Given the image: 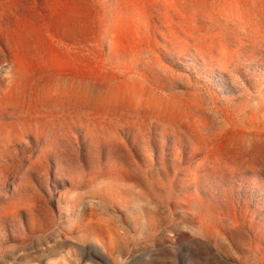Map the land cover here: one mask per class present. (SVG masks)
<instances>
[{"label": "rangeland", "instance_id": "rangeland-1", "mask_svg": "<svg viewBox=\"0 0 264 264\" xmlns=\"http://www.w3.org/2000/svg\"><path fill=\"white\" fill-rule=\"evenodd\" d=\"M52 80L86 88L113 118L98 147L79 122L66 154L41 164L22 97ZM96 148L103 163L152 155L137 164H164L180 200L148 218L142 188L90 178ZM239 155L240 167L216 170ZM246 206L259 228L242 223ZM263 261L264 0H0V264Z\"/></svg>", "mask_w": 264, "mask_h": 264}, {"label": "bare ground", "instance_id": "bare-ground-1", "mask_svg": "<svg viewBox=\"0 0 264 264\" xmlns=\"http://www.w3.org/2000/svg\"><path fill=\"white\" fill-rule=\"evenodd\" d=\"M39 81H41V80H39ZM30 86H31L29 88L30 90L27 89L29 91L24 92V94H23L24 98L21 96L22 99L26 102V107H27V110H26L27 113L23 112L21 115L26 114V115H29V116L34 118L33 124H35V126L37 128L34 131L36 138H37L36 140L39 143L42 140L45 141L43 144L44 146L40 150L41 164H45V162L48 163V161L51 157L50 156L51 153L54 152L55 150H57V151L59 150L58 153L62 156H64L66 154L65 152L67 150H69V148H70V140L68 139V137H66V132H68L69 129L77 126L79 122H81L83 124V126L87 129V135L92 140V143H94V145L96 147H98L97 144L100 143L101 136L103 135V133H106L105 130L109 128L110 119L113 118V116L110 119L108 118L109 119L108 120L103 115V113H95L94 110H92L89 107L91 105L90 103L92 102V100L90 99V95H89L88 91L86 90V88L81 87L80 85H76L74 87H71V88H68L65 90L58 89L57 86H59V85L54 80L48 81L45 88H42V82L41 83H37V82L32 83ZM110 115H112V114H110ZM25 125L22 122H20V123L16 122L14 124L13 129H15V131H16V134H15L16 139H18V140L24 139V135L31 131L30 126L32 125V123L29 121L28 125L27 126H25ZM110 126H112V125H110ZM148 126H149V124H148ZM115 129H116V127H115ZM241 154H243V153H241ZM246 156L244 155L243 157L245 158ZM152 157H153L152 155L143 154V153L141 155L135 156L132 154H124V153L115 154L113 152H108L106 159H105V162L103 163L102 153H101V151L98 150V148H96V151L94 153H91L90 157L88 158L89 164H91V167L89 166L90 167L89 172H91L90 178L94 181H96L98 179L102 182H114V183H117L119 185L128 187L131 191L136 190V188H138V187L142 188L143 191L142 192L140 191L141 193L139 192L137 195L139 198L145 199V201H147V203L150 205L148 207V209L144 210V213L148 216V218L155 219L157 216V212L155 210H157V208L160 205L166 204V203H171V201H179L180 198L177 197L176 193H178V192H175V186L177 187V185H175V182H177L176 181L177 178H176V176L171 177L168 174H166V167L164 164L160 165V167L158 166L156 171L155 170H148L145 172L143 167L141 165L137 164V162H136L137 159H139L140 161L148 163V162H150ZM239 157H240V155H239ZM241 159H243V158L242 157L238 158L235 156V158L227 159L226 160L227 162H223L222 160L217 161L215 164L216 170L222 171L224 169L225 170L230 169V168L235 169L237 167H240L239 164L242 161ZM59 162L60 163H58V164H61V162L64 163V162H66V159L65 158L60 159ZM246 163H244V167L242 166L243 168H245V166H247ZM248 163L250 164V162H248ZM68 165H70V164H68ZM251 165L254 166L253 163ZM248 168H246V169H248ZM192 169H193V167H192ZM257 169L258 168H256V170ZM162 170H163V173H162ZM256 170H254V171H256ZM247 171H249V170H247ZM184 172H186V171H184ZM190 173H192V172H190ZM236 173H238V172H236ZM214 174L216 175V173H214ZM239 175H241V174H239ZM224 176H226V174ZM236 177H237V175H236ZM180 182H182V181H180ZM245 183H247V182H245ZM183 185L184 184H182V186ZM178 186H180V185H178ZM147 191H148V193H147ZM191 193L193 194V192H191ZM190 197L192 199V196H190ZM194 198H196V196ZM197 200H198V198H197ZM187 204H189V203H187ZM191 204L195 205L194 202ZM153 206H155L154 209H152ZM228 206H230V205H228ZM196 207H194V208H196ZM248 207L249 206L244 207L245 210L241 214L242 215L241 216L242 217L241 218L242 223H244L245 225L250 224V227L252 226L254 228L255 227L259 228L260 225L254 224L253 221H249V218H248V214H249L248 210L249 209H248ZM200 209H203V208L201 207ZM196 211H195V213H196ZM198 214H199V212H198ZM200 214H201V212H200ZM256 215H258L257 212H256ZM260 217H262V216H260ZM211 218H209V219H211ZM253 218H254V216H253ZM222 221H223V219H222ZM231 221L233 224L232 225L233 228L236 229V231L233 232V234H235L237 232V228L240 227V225H241L239 216H237L235 214V217L234 218L232 217ZM210 223H212V222H210ZM213 224L214 223H212V225ZM228 224H230V223H228ZM219 225H220V227L225 226V225L221 226V224H219ZM238 229L240 230V228H238Z\"/></svg>", "mask_w": 264, "mask_h": 264}]
</instances>
